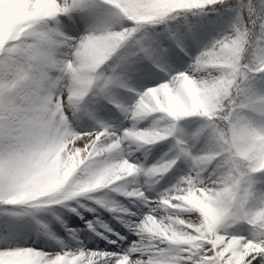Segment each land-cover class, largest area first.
I'll return each mask as SVG.
<instances>
[{
    "label": "clouds",
    "instance_id": "clouds-1",
    "mask_svg": "<svg viewBox=\"0 0 264 264\" xmlns=\"http://www.w3.org/2000/svg\"><path fill=\"white\" fill-rule=\"evenodd\" d=\"M77 3L0 0V264H264V0Z\"/></svg>",
    "mask_w": 264,
    "mask_h": 264
},
{
    "label": "snow or ice",
    "instance_id": "snow-or-ice-1",
    "mask_svg": "<svg viewBox=\"0 0 264 264\" xmlns=\"http://www.w3.org/2000/svg\"><path fill=\"white\" fill-rule=\"evenodd\" d=\"M77 7L80 11L87 12L94 16L97 21H101L102 14L98 9V0H78ZM165 59L166 51L158 41L144 40L138 41L132 52L120 57L119 62L111 71L105 74V85L109 88H118L126 77L148 79L151 76L152 62L157 58ZM118 90H124L118 88ZM200 135L199 129L180 128L177 132L178 138L191 137L195 139Z\"/></svg>",
    "mask_w": 264,
    "mask_h": 264
}]
</instances>
